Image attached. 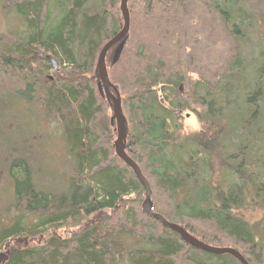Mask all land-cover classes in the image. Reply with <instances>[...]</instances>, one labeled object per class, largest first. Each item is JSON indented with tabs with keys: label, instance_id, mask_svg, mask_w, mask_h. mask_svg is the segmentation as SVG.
Instances as JSON below:
<instances>
[{
	"label": "trees",
	"instance_id": "obj_1",
	"mask_svg": "<svg viewBox=\"0 0 264 264\" xmlns=\"http://www.w3.org/2000/svg\"><path fill=\"white\" fill-rule=\"evenodd\" d=\"M59 1L61 16L49 25L52 0H0V82L10 81L0 83V125L34 130L30 107L40 106L42 116L59 121L53 143L62 151L51 154L60 163L55 187L46 186L32 152L14 148L3 159L13 183L9 205L22 213L0 230L4 264H239L190 247L144 214L146 191L113 150L95 69L123 28L120 0ZM128 10V43L107 67L128 122L126 152L149 183L153 212L202 243L264 264V220L258 241L233 213L248 190L264 199V74L253 79L243 55L255 49L264 61V0H128ZM255 26L261 42L243 44L242 52ZM185 111L196 115L199 132L182 133ZM64 227L67 238L8 247Z\"/></svg>",
	"mask_w": 264,
	"mask_h": 264
},
{
	"label": "rangeland",
	"instance_id": "obj_2",
	"mask_svg": "<svg viewBox=\"0 0 264 264\" xmlns=\"http://www.w3.org/2000/svg\"><path fill=\"white\" fill-rule=\"evenodd\" d=\"M60 5L61 3L59 0H52L50 5L49 25L54 24L61 16V11L59 9ZM5 15H6L5 11L3 12V8L0 7V30L3 33H4V27H6ZM12 18L13 17H9L8 21ZM12 22H14V19H12ZM258 22L260 23V21ZM17 28L18 27H16V30ZM259 28H260L259 26L258 28L257 26H255L253 29H251L250 32H248V34L241 41V47H243L242 52L244 50L246 51V49H244L245 45L253 47L255 44H257V46H259V42H261L258 33ZM256 33H258V35H256ZM243 55L248 61V63L251 64V66H253V79L255 78V74L257 73V71L258 74H260V72L264 74V61L258 58L255 49H249L247 51V54L245 55V52H243ZM111 59H112V55L110 53L107 56V64L108 62L109 63L112 62ZM53 71L54 70H51L47 75L54 77L55 75ZM9 83H10L9 76H7L6 79H2L1 85L5 87H10ZM103 101L105 103V107L107 108V110H105L106 115L111 120L112 118L111 108L105 99H103ZM30 108L32 109L33 115L34 114L36 115L37 121L36 123L34 122V124L37 127H34L35 131L24 123L22 124L12 123V125L8 127L0 125V230L3 229L4 227H10L13 224V222L16 220V218L22 214L18 212L16 208H13L11 207V205H9L10 202L8 201L11 197V194L13 193V183L11 182L10 179L6 178L4 174L5 160L3 159L6 158L7 155L12 153V150H14V148H18L27 153L32 152L34 155L37 156V160H35L37 162L36 169L41 170L44 175H47L46 178L47 187H52V186L55 187L56 185L58 186L59 183V181H57V178L59 177L57 175L58 172H56V170H58V167L60 168V163L58 164V159H54L51 155L52 153H56L57 155L58 152L62 154L61 144L53 143V140L55 141V139H60L59 121L57 118L54 117L45 118L44 116H42L40 112L41 109L40 106L37 107L35 105L34 107H30ZM236 109H237V105H234L233 110ZM180 123L182 125V133L185 135H192L200 131V123L198 122L196 115L190 111H185L180 114ZM112 131L113 134L115 135L114 137L115 138L114 141H115L117 135L113 127H112ZM32 135L37 136V138H39L40 140H37V138H35V140L33 139L32 142L27 143L29 138L32 139ZM48 136H50V139L48 138ZM215 173H216L215 180L216 182H219L220 177L223 174V171L221 170L220 166L218 165L215 166ZM262 183L264 184V177L261 180V184ZM233 213L237 218L242 219L248 225L255 228L257 240L260 241V238L263 237L261 234V227H262L261 223L264 220V199L262 197H259L257 192L253 190H248L247 200L243 202L241 207H239L238 209L236 208V210H234ZM32 219L34 218H31V220ZM23 222L26 223L25 220H23ZM70 231H71L70 229L64 227L60 229H51L47 233H45L44 236L40 235L32 240L28 237L15 238L9 242L10 244L8 245V247L10 246L9 248L12 249L15 247L16 248L21 247L23 245H27V246L44 245L47 242V239L52 237L67 238ZM4 251H5L4 249L0 250V264H4L6 261V257H5L6 255Z\"/></svg>",
	"mask_w": 264,
	"mask_h": 264
},
{
	"label": "water",
	"instance_id": "obj_3",
	"mask_svg": "<svg viewBox=\"0 0 264 264\" xmlns=\"http://www.w3.org/2000/svg\"><path fill=\"white\" fill-rule=\"evenodd\" d=\"M120 13L123 21V28L102 48L96 64L95 74L97 76L99 93L103 99H107L112 109L113 116L111 118V125L114 127L117 135V138L113 143V150L116 156L134 172L135 176L146 191L145 201L142 204L143 213L161 223L165 228L177 233L190 247L196 250L213 256L227 255L234 258L239 264H249L237 250L231 248H215L206 245L191 236L183 227L169 223L162 216L153 212V203L151 201L152 192L149 183L143 176L139 166L126 152L129 134L128 122L123 113L121 95L117 87L110 82L108 75L106 61L107 55L113 50L112 65L117 64L129 40L130 15L128 10V0H120ZM38 56L39 58H44L43 54H39ZM45 58L51 62L54 70H58V63L53 57L46 56Z\"/></svg>",
	"mask_w": 264,
	"mask_h": 264
},
{
	"label": "bare ground",
	"instance_id": "obj_4",
	"mask_svg": "<svg viewBox=\"0 0 264 264\" xmlns=\"http://www.w3.org/2000/svg\"><path fill=\"white\" fill-rule=\"evenodd\" d=\"M130 22H131V20H130ZM130 157V156H129ZM132 159V158H131ZM133 160V159H132ZM165 219V218H164ZM187 231V230H186ZM190 234V233H189ZM197 239V238H196ZM200 241V240H199ZM202 242V241H201ZM204 244H206V243H204ZM206 245H208V244H206ZM216 248H218V247H216ZM236 250V249H235Z\"/></svg>",
	"mask_w": 264,
	"mask_h": 264
}]
</instances>
